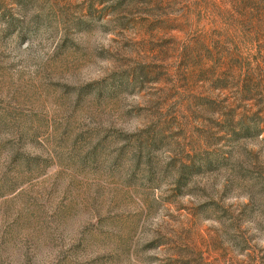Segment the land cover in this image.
Returning a JSON list of instances; mask_svg holds the SVG:
<instances>
[{
  "label": "rangeland",
  "instance_id": "rangeland-1",
  "mask_svg": "<svg viewBox=\"0 0 264 264\" xmlns=\"http://www.w3.org/2000/svg\"><path fill=\"white\" fill-rule=\"evenodd\" d=\"M0 264H264V0H0Z\"/></svg>",
  "mask_w": 264,
  "mask_h": 264
},
{
  "label": "trees",
  "instance_id": "trees-1",
  "mask_svg": "<svg viewBox=\"0 0 264 264\" xmlns=\"http://www.w3.org/2000/svg\"><path fill=\"white\" fill-rule=\"evenodd\" d=\"M17 1V0H16ZM20 1V0H19ZM135 153V155L133 156L134 158H133V161L134 162H136L135 163V165H136V167H139V163H141L142 162V159H143V153H142V151L141 150H135L134 151ZM148 161H149V159H148Z\"/></svg>",
  "mask_w": 264,
  "mask_h": 264
}]
</instances>
